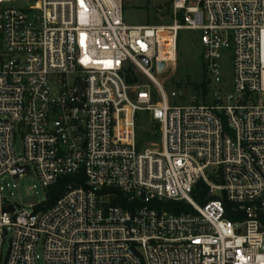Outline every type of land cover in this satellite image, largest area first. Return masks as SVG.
Wrapping results in <instances>:
<instances>
[{
  "label": "built area",
  "instance_id": "obj_1",
  "mask_svg": "<svg viewBox=\"0 0 264 264\" xmlns=\"http://www.w3.org/2000/svg\"><path fill=\"white\" fill-rule=\"evenodd\" d=\"M8 3L0 0V264H264V0H173L171 23L144 25L125 24L123 0ZM183 29L201 32L205 99L171 105L152 72L175 63ZM139 113L160 135L156 149L139 146ZM28 173L42 188L75 180L49 207L16 209L3 192ZM199 181L214 196L203 204L191 195ZM118 195L125 205L112 203ZM223 198L241 219L225 217Z\"/></svg>",
  "mask_w": 264,
  "mask_h": 264
},
{
  "label": "rangeland",
  "instance_id": "obj_2",
  "mask_svg": "<svg viewBox=\"0 0 264 264\" xmlns=\"http://www.w3.org/2000/svg\"><path fill=\"white\" fill-rule=\"evenodd\" d=\"M35 0H13V3L3 4L27 8ZM173 0H123V21L127 25L144 24H169L172 22L170 11ZM197 0H187L188 5H195ZM200 31L180 30L178 32L176 61L172 66L166 67L161 73L152 72L154 78L160 83L165 91L166 100L171 105H186L190 102H201L205 99L206 77L202 59V45L200 44ZM221 79L230 91L233 78V66L231 59L224 56L221 59ZM141 83L147 81L140 76ZM150 89L156 93L153 85ZM174 92V94L171 93ZM138 135L140 148L156 149L160 146V135L149 134L150 121L144 113L138 114ZM153 144V145H151ZM16 154L21 153V139L17 138L15 143ZM5 182L13 183L10 178ZM16 187H10L3 192L16 209L37 205L47 198V188H42L33 173L20 176L15 180ZM194 199V198H193ZM195 200V199H194ZM195 202H197L195 200ZM38 253H41L38 250ZM39 264H43L42 261Z\"/></svg>",
  "mask_w": 264,
  "mask_h": 264
},
{
  "label": "trees",
  "instance_id": "obj_3",
  "mask_svg": "<svg viewBox=\"0 0 264 264\" xmlns=\"http://www.w3.org/2000/svg\"><path fill=\"white\" fill-rule=\"evenodd\" d=\"M130 72L127 75V81L132 82L134 78V69H130ZM202 92H205V87H201ZM73 177L65 176L57 180L56 183L53 185L47 187L48 191L46 193L47 198L44 201V206L49 207L51 206L55 200L65 191V189L68 186H73ZM208 188L207 186L202 182L199 181L195 188L192 191V197L199 202L200 204L205 203L208 199L214 198V196H208ZM124 198L122 195H118V197L115 200H112L113 204H120L125 205ZM224 203V209H225V217L229 220H238L242 218V214L239 212L234 211L235 205L232 202L227 201L225 198L222 199ZM148 206L155 207L157 209H164L170 213L173 214H179L181 212H189L191 211L190 205H188L185 202H178V201H167V202H157V201H150L147 203ZM264 222V217H263Z\"/></svg>",
  "mask_w": 264,
  "mask_h": 264
},
{
  "label": "water",
  "instance_id": "obj_4",
  "mask_svg": "<svg viewBox=\"0 0 264 264\" xmlns=\"http://www.w3.org/2000/svg\"><path fill=\"white\" fill-rule=\"evenodd\" d=\"M143 60H144L145 64L147 65L148 62H147L145 59H143ZM157 68H158V70H161V69L163 68V63H161V62L158 63V64H157ZM171 93L173 94L174 92L171 91ZM19 170H22V171L27 172L28 169H27L26 167H20Z\"/></svg>",
  "mask_w": 264,
  "mask_h": 264
}]
</instances>
